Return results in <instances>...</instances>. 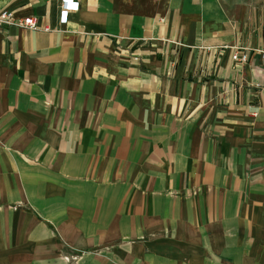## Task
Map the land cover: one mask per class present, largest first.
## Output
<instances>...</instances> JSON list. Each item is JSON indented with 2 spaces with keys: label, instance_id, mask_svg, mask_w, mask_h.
<instances>
[{
  "label": "crops",
  "instance_id": "crops-1",
  "mask_svg": "<svg viewBox=\"0 0 264 264\" xmlns=\"http://www.w3.org/2000/svg\"><path fill=\"white\" fill-rule=\"evenodd\" d=\"M70 2L0 0V264H264V0Z\"/></svg>",
  "mask_w": 264,
  "mask_h": 264
},
{
  "label": "built area",
  "instance_id": "built-area-1",
  "mask_svg": "<svg viewBox=\"0 0 264 264\" xmlns=\"http://www.w3.org/2000/svg\"><path fill=\"white\" fill-rule=\"evenodd\" d=\"M74 4L70 0H61V9L59 13V21L63 23L65 21L66 13L68 9H73ZM4 27H17L25 30H35V23L31 17H25L22 19H17L14 17L13 13L9 11H0V30ZM43 32H47L48 28H42ZM261 59H264V47L256 51ZM247 54L239 50H235L231 55V60L244 63L247 61Z\"/></svg>",
  "mask_w": 264,
  "mask_h": 264
}]
</instances>
